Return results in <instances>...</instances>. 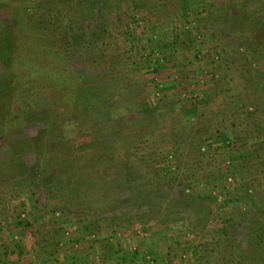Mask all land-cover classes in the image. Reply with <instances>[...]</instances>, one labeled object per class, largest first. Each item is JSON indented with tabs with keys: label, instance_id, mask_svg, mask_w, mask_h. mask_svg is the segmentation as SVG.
I'll use <instances>...</instances> for the list:
<instances>
[{
	"label": "rangeland",
	"instance_id": "374dc122",
	"mask_svg": "<svg viewBox=\"0 0 264 264\" xmlns=\"http://www.w3.org/2000/svg\"><path fill=\"white\" fill-rule=\"evenodd\" d=\"M30 224L264 264V0H0L3 251Z\"/></svg>",
	"mask_w": 264,
	"mask_h": 264
},
{
	"label": "crops",
	"instance_id": "0c3cea01",
	"mask_svg": "<svg viewBox=\"0 0 264 264\" xmlns=\"http://www.w3.org/2000/svg\"><path fill=\"white\" fill-rule=\"evenodd\" d=\"M42 225L45 230L54 224ZM141 228L136 225L131 232L118 230L119 234L111 229L85 234L76 228L73 238L79 245L68 255L67 249L56 253L60 249L57 239L44 240L30 224L9 235L5 242L8 250L3 251L0 240V264H202L204 255L198 256L192 239L172 236L166 226L145 227L144 234ZM52 230L47 232L52 234ZM16 239L23 244L20 249Z\"/></svg>",
	"mask_w": 264,
	"mask_h": 264
},
{
	"label": "trees",
	"instance_id": "16d2710c",
	"mask_svg": "<svg viewBox=\"0 0 264 264\" xmlns=\"http://www.w3.org/2000/svg\"><path fill=\"white\" fill-rule=\"evenodd\" d=\"M53 10H57V8L55 7V8H53V9H51V12H53ZM60 12V11H59ZM59 12H58V16L56 15V16H53V15H51V16H49V19H51L52 21L53 20H58V19H60V15H59ZM49 24H50V22H49ZM52 24V23H51ZM58 49H59V52L61 53H63L64 54V51H63V47L62 46H58ZM24 50V49H23ZM24 52H25V50H24ZM65 52H66V54H67V51L65 50ZM20 53H21V51H20ZM69 54V53H68ZM67 54V55H68ZM21 55L24 57V55L21 53ZM67 55H65V56H67ZM68 59H69V57H68ZM68 89V88H67ZM39 185H41L40 183H37V182H35L34 181V183L33 184H30L27 188H29V189H32V188H34V187H36V186H39ZM28 189V190H29Z\"/></svg>",
	"mask_w": 264,
	"mask_h": 264
},
{
	"label": "built area",
	"instance_id": "2783aa9c",
	"mask_svg": "<svg viewBox=\"0 0 264 264\" xmlns=\"http://www.w3.org/2000/svg\"><path fill=\"white\" fill-rule=\"evenodd\" d=\"M25 215H22V217H24ZM141 234H144L142 231L140 232ZM146 234V233H145ZM78 245H75L74 248H76Z\"/></svg>",
	"mask_w": 264,
	"mask_h": 264
}]
</instances>
